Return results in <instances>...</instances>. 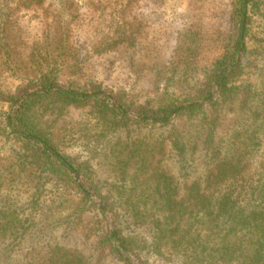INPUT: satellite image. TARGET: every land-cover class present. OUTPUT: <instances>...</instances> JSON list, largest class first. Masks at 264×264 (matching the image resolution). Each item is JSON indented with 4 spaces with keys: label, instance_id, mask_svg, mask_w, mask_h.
<instances>
[{
    "label": "rangeland",
    "instance_id": "obj_1",
    "mask_svg": "<svg viewBox=\"0 0 264 264\" xmlns=\"http://www.w3.org/2000/svg\"><path fill=\"white\" fill-rule=\"evenodd\" d=\"M231 8L230 0H0V264H115L95 254L96 214L69 216L71 203L47 197L43 206L31 203L37 179L25 171L24 152L5 128L4 99L39 79L98 87L136 105L190 96L230 45ZM247 12L239 95L210 147L240 154L256 183L264 175V0H251ZM199 117L124 130L106 126L87 107L61 112L52 130L59 150L97 184L130 195L131 205L149 206L122 146H150L177 186L199 179L210 157ZM142 230L135 232L148 241L152 234ZM147 264L175 261L151 254Z\"/></svg>",
    "mask_w": 264,
    "mask_h": 264
},
{
    "label": "trees",
    "instance_id": "obj_2",
    "mask_svg": "<svg viewBox=\"0 0 264 264\" xmlns=\"http://www.w3.org/2000/svg\"><path fill=\"white\" fill-rule=\"evenodd\" d=\"M230 1V45L190 96L157 107L136 105L124 94L98 87L39 79L4 99L9 105L5 128L24 152L25 171L37 179L31 203L43 206L47 197L52 204L71 203L69 216L96 214L101 226L95 234L97 256H110L115 264H147L151 254L170 257L175 264H264V175L250 182L240 154L221 155L219 148L210 147L225 123L226 107L239 95L240 57L246 52L251 0ZM87 107L106 126L124 130L129 125L172 127L200 115V134L210 153L202 176L177 186L160 169L154 149L143 142L125 144L121 151L132 164L133 177L141 181L140 195L152 200L149 206L131 205L130 195L97 184L55 142L52 127L59 114ZM47 184L52 191L44 188ZM141 228L152 234L148 241L135 232Z\"/></svg>",
    "mask_w": 264,
    "mask_h": 264
}]
</instances>
